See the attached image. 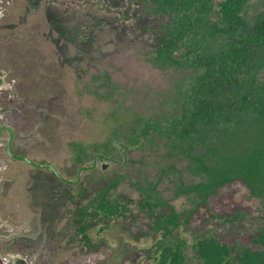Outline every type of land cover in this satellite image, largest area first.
Returning a JSON list of instances; mask_svg holds the SVG:
<instances>
[{
    "label": "trees",
    "instance_id": "16d2710c",
    "mask_svg": "<svg viewBox=\"0 0 264 264\" xmlns=\"http://www.w3.org/2000/svg\"><path fill=\"white\" fill-rule=\"evenodd\" d=\"M133 8L156 19V42L107 53L78 82L103 98L124 92L120 112L134 116L105 141L74 145L76 170L98 151L121 161L86 174V194L98 187L78 205L77 231L90 242L92 219L127 215L135 200L114 191L128 181L154 217V243L139 264H264V210L249 235L233 239L195 223L246 218L242 201L218 206L238 181L244 198L264 206V0H127L126 13Z\"/></svg>",
    "mask_w": 264,
    "mask_h": 264
},
{
    "label": "rangeland",
    "instance_id": "374dc122",
    "mask_svg": "<svg viewBox=\"0 0 264 264\" xmlns=\"http://www.w3.org/2000/svg\"><path fill=\"white\" fill-rule=\"evenodd\" d=\"M126 5L127 0H0V74L7 84L16 80L17 90L29 96L26 109L17 103L11 112L10 122L19 134L12 149L38 163L53 164L70 180L63 181L50 167L13 159L0 148V264L148 261L145 249L154 243L148 226L154 217L138 208L139 191L128 181L114 191L135 200L127 215L92 219L86 231L90 242L77 231L75 222L78 205L84 207L97 186L89 188V195L80 187L87 185L91 169L82 170L78 178L75 143L105 141L134 116L120 112L124 92L114 98L99 97L83 91L79 79L92 66H99L107 53L122 46L151 47L159 36L152 15L137 14L135 6L132 13H126ZM99 154L104 155L94 152L99 156L96 167L103 169L107 163L104 170L109 168L113 160ZM246 192L247 186L239 181L228 185L218 205L221 212L231 211L235 201L249 206L251 212L240 222L230 225L196 217L195 223L213 229L223 239L249 235L264 206L257 196L244 198ZM183 202L179 198L175 204ZM189 264L195 263L190 260Z\"/></svg>",
    "mask_w": 264,
    "mask_h": 264
},
{
    "label": "flooded vegetation",
    "instance_id": "af4514ba",
    "mask_svg": "<svg viewBox=\"0 0 264 264\" xmlns=\"http://www.w3.org/2000/svg\"><path fill=\"white\" fill-rule=\"evenodd\" d=\"M4 77L5 76L3 74H0V121H2V123H0V127L6 125L10 126L13 129L14 138H15L17 133L15 132L16 130L14 125L10 122V119H13L11 112L15 109L16 105H18L17 103H19L20 106L23 105L26 109L29 105L28 102L29 96L28 93H22L21 91L17 90L16 87L18 82L16 80L12 81L11 84L9 83L7 84L6 81L4 80ZM18 135L19 134H17V136ZM9 136H10V131L7 128H4L0 133V148L3 147L2 149L6 150L8 155H10L7 150V140ZM5 138H7V140H5ZM10 157L12 156L10 155ZM1 161L2 158H0V163Z\"/></svg>",
    "mask_w": 264,
    "mask_h": 264
},
{
    "label": "water",
    "instance_id": "95a60500",
    "mask_svg": "<svg viewBox=\"0 0 264 264\" xmlns=\"http://www.w3.org/2000/svg\"><path fill=\"white\" fill-rule=\"evenodd\" d=\"M195 106H196V105H195ZM195 106H194V107H195ZM149 121L151 122V119H150ZM147 123H148V121H146V122L144 123V125H143L142 128H144V127L146 126ZM4 128L9 129V131H10V136H9V138H8V140H7V150H8V152H9V154H10L13 158H15V159H19V160H26V161H28L29 163H31V164H33V165H36V166L50 167L52 170H54V172L58 175V177H59L60 179H62V180L65 181V182H68V183L70 182V180L64 178V177L60 174V172L58 171V169H57L53 164H51V163H38V162H36L33 158H31L30 156L23 155V154H18V153L13 152V150H12V142H13V140H14V132H13V129H12L10 126H8V125H6V126H1V127H0V133H1V131H2ZM167 128H168V125H165V126H162V127L160 128V130L167 129ZM123 153H124V152H123ZM99 155H100L101 157H105V156L102 155V154H99ZM98 157H99V156H95V158H94V160L92 161L91 164H84V165H82V166L80 167L79 172H78V178H80V175H81V171H82V170H89V169L95 168V167L97 166ZM109 159H110V160H113V161L115 160L114 158H109ZM125 160H126V156H125ZM107 166H108L107 163H104V164H103V169L106 168Z\"/></svg>",
    "mask_w": 264,
    "mask_h": 264
}]
</instances>
